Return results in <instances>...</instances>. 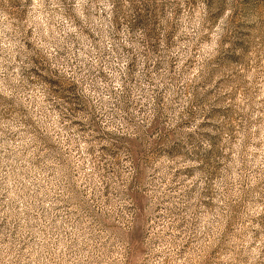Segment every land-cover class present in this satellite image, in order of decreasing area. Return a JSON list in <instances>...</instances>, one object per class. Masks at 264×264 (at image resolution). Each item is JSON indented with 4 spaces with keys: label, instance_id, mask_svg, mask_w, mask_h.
Listing matches in <instances>:
<instances>
[{
    "label": "rangeland",
    "instance_id": "rangeland-1",
    "mask_svg": "<svg viewBox=\"0 0 264 264\" xmlns=\"http://www.w3.org/2000/svg\"><path fill=\"white\" fill-rule=\"evenodd\" d=\"M129 2L130 33L138 28L148 30L146 55L151 62L145 63L149 73L147 88L157 107L156 118L148 132L153 136L159 133L161 140L169 139L170 134L165 128L169 119L164 112L165 96L171 94L177 105L188 97V106L179 114L176 127H191L197 118L201 119L197 131L213 144L207 159L201 157L205 163L215 161L211 179L222 176L221 169L225 164L234 165L241 179L235 182L231 191L226 190L222 195H217L218 189L206 186V191L179 211L169 209L168 200H161L147 220L149 227L130 233L120 264H264V99L260 98L264 95V0H233L230 20L234 32L237 36L247 37L246 41L238 39L235 42L236 47L243 49L240 55L204 48V44L211 41L209 29L227 10L226 0H171L173 16L166 26L161 24V19L169 7L168 0L163 3L158 0ZM28 3L31 4V0ZM7 11L10 18L21 22L27 19V9H21L18 0H12ZM28 33L31 35V29ZM85 35L92 38L87 32ZM26 47L30 51L31 67L21 69L27 84L20 91L28 94L0 105V122L15 129L7 132L5 138L17 146L19 153L16 165L5 171L23 177L19 184H13L14 188H20L23 196L21 203L15 202L18 193L7 192L0 196V204L4 205L0 212L8 213L0 218V231L7 233L4 243L18 242L21 251L31 245L40 253L38 260L54 264L44 255L42 243L47 240L51 246L59 247L54 243L58 237L50 228L40 225L47 224L48 209L55 214V223L60 214L67 212L69 205L57 197L58 203L45 201L44 211L33 209L20 216L24 198L37 196L42 200L43 196L38 193L65 165L78 166L83 182L77 191L82 189L93 202L102 199L107 206L116 194L109 184L104 183L99 189L89 185L92 174L89 168L94 164L97 149L78 150L79 146L72 139L73 129L81 135V143H89L83 137L99 130L97 116L89 122L92 127L74 118L78 113L87 114L90 110L84 96L79 94L80 84L62 73L60 68H52L45 54L33 51L30 40ZM128 68L131 71L134 64L130 63ZM101 76L105 74L101 73ZM135 85L137 81L133 78L130 88L126 89L129 91L127 99L131 102L124 105L123 111L130 113L135 105L143 114L147 105L139 107L130 94L131 86ZM185 115L187 120L183 119ZM124 120L132 123L128 117ZM206 128L217 134L203 132ZM187 138L196 139L192 133H188ZM95 140L99 141L101 137L95 136ZM182 148L183 143L177 139L169 149V155L179 154ZM99 151L104 154L101 163L109 155L116 156L115 148L101 146ZM138 155L143 157V151ZM54 167V171H49ZM183 171L189 175L192 170ZM105 172H108L107 167ZM180 176L181 172L175 173L172 183L175 184ZM10 196V203H5ZM139 206L142 210V201ZM106 227L115 230L119 225L113 220ZM35 228H39L38 235L42 239L31 235ZM113 255L119 259L117 252Z\"/></svg>",
    "mask_w": 264,
    "mask_h": 264
},
{
    "label": "clouds",
    "instance_id": "clouds-1",
    "mask_svg": "<svg viewBox=\"0 0 264 264\" xmlns=\"http://www.w3.org/2000/svg\"><path fill=\"white\" fill-rule=\"evenodd\" d=\"M158 2L163 3V0ZM168 2L166 15L161 19V24L165 26L173 16L171 0ZM18 3L21 9H27V19L22 22L8 15L12 0H0V97L3 98L0 105L28 94L20 90L27 84L22 78L21 69L31 67L30 51L26 47V42L30 40L33 51L45 54L52 68H60L62 73L70 75L80 84L79 94L84 96L90 110L87 114L78 113L74 118L92 127L89 122L97 116L99 130H93L83 137L89 143H81L82 137L74 129L72 139L79 146L78 150L86 151L89 147L97 149L94 164L89 168L92 173L89 185L99 189L106 183L116 194L107 206L102 199L93 202L83 194L82 189L77 191L83 182L78 166L65 165L38 193L43 196L42 200L37 196L24 198L20 216L33 209L44 211L47 207L45 201L55 204L59 202L57 197L69 205L67 212L60 214V219L55 223V214L48 209L47 224L40 225L41 228H50L58 237L54 243L59 247L51 246L47 240L42 243L44 255L54 264H120L130 233L134 229L146 230L149 227L147 220L161 200H168V208L179 211L206 191V186L218 189L217 195L231 191L241 177L234 165L225 164V168L221 169L222 176L211 179L215 161L205 163V159L213 144L211 139L197 131L202 120L197 118L191 127H176L179 114L188 106V97L177 105L171 94L165 96L164 112L169 117L165 128L170 134L169 139L161 140L159 133L153 136L148 132L157 114L155 99L147 88L149 73L145 63L151 62L146 55L148 30L138 28L130 33L127 21L129 0H31V4L28 0H18ZM226 3L227 10L209 29L211 41L205 43L204 48L240 55L243 49L236 47L235 42L238 39L246 41L247 37L235 34L230 20L233 0H226ZM86 32L92 36L91 39L85 35ZM130 63L134 64L131 71L128 68ZM101 73L105 76L102 77ZM32 75L34 78L35 74ZM133 78L137 85L131 86L130 94L139 107L147 105L143 114L135 105L130 113L123 111L124 105L131 102L127 99L129 91L126 89L130 88ZM260 98L264 99V95ZM169 108L172 110L169 111ZM124 117H128L132 123H126ZM183 119L187 120L188 116L185 115ZM14 130L0 122V141H3L0 143V196L7 192L18 193L15 202L21 203L23 193L13 184H19L23 177L18 173L9 175L19 153L16 152L17 146L5 138L7 132ZM202 131L217 134L211 128ZM188 133L194 134L196 139L187 138ZM95 136H100L101 140H95ZM122 137L128 139L120 140ZM177 139L183 143V148L179 154L169 155V149ZM101 146L115 148V158L109 155L101 163L104 156L99 151ZM157 147L159 151H154ZM141 150L143 157L138 155ZM220 162L225 163L224 160ZM105 167L108 168L107 173ZM188 169L192 170L190 179L183 171ZM54 170L55 167L49 169ZM177 172H181V176L173 184L172 176ZM10 201L11 196L5 203ZM140 201L143 202L142 210ZM3 206L0 204V207ZM6 215V211L0 212V218ZM113 220L119 228L110 230L106 225ZM6 234L0 231V264H46V261L37 259L40 253L31 245L21 251L18 242L9 240L4 243ZM38 234L39 228L31 230L32 236L42 239ZM114 252L118 253L119 259L113 255Z\"/></svg>",
    "mask_w": 264,
    "mask_h": 264
}]
</instances>
